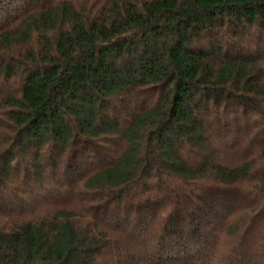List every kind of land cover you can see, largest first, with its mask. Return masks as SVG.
<instances>
[{
	"label": "trees",
	"instance_id": "trees-1",
	"mask_svg": "<svg viewBox=\"0 0 264 264\" xmlns=\"http://www.w3.org/2000/svg\"><path fill=\"white\" fill-rule=\"evenodd\" d=\"M0 264H264V0H0Z\"/></svg>",
	"mask_w": 264,
	"mask_h": 264
}]
</instances>
